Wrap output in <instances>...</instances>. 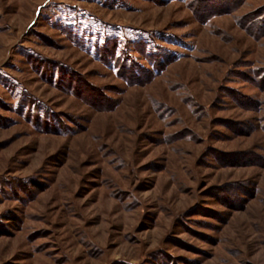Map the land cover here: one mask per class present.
I'll list each match as a JSON object with an SVG mask.
<instances>
[{
	"label": "rangeland",
	"instance_id": "obj_1",
	"mask_svg": "<svg viewBox=\"0 0 264 264\" xmlns=\"http://www.w3.org/2000/svg\"><path fill=\"white\" fill-rule=\"evenodd\" d=\"M0 264H264V0H0Z\"/></svg>",
	"mask_w": 264,
	"mask_h": 264
},
{
	"label": "trees",
	"instance_id": "obj_2",
	"mask_svg": "<svg viewBox=\"0 0 264 264\" xmlns=\"http://www.w3.org/2000/svg\"><path fill=\"white\" fill-rule=\"evenodd\" d=\"M137 43L138 42H144L143 40H137L136 41ZM96 46H99V48H101L100 50H102L103 52H107L106 50H107V46L104 44H102V45H96ZM119 49V48H118ZM113 50H115V49H113ZM98 52H99V49H98ZM112 65L114 66V64L112 63Z\"/></svg>",
	"mask_w": 264,
	"mask_h": 264
}]
</instances>
